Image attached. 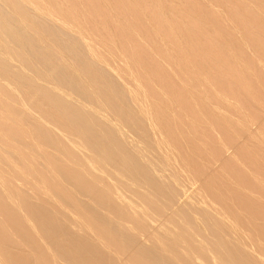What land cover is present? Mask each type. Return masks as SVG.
I'll return each instance as SVG.
<instances>
[{"label": "bare ground", "instance_id": "bare-ground-1", "mask_svg": "<svg viewBox=\"0 0 264 264\" xmlns=\"http://www.w3.org/2000/svg\"><path fill=\"white\" fill-rule=\"evenodd\" d=\"M0 264H264V0H0Z\"/></svg>", "mask_w": 264, "mask_h": 264}]
</instances>
